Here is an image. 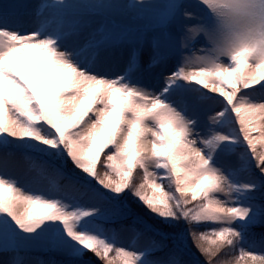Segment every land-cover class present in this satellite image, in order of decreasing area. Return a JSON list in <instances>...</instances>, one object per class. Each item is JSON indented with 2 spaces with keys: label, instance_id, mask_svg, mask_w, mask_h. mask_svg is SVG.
Masks as SVG:
<instances>
[{
  "label": "snow or ice",
  "instance_id": "snow-or-ice-1",
  "mask_svg": "<svg viewBox=\"0 0 264 264\" xmlns=\"http://www.w3.org/2000/svg\"><path fill=\"white\" fill-rule=\"evenodd\" d=\"M0 264H264V0H0Z\"/></svg>",
  "mask_w": 264,
  "mask_h": 264
},
{
  "label": "rangeland",
  "instance_id": "rangeland-1",
  "mask_svg": "<svg viewBox=\"0 0 264 264\" xmlns=\"http://www.w3.org/2000/svg\"><path fill=\"white\" fill-rule=\"evenodd\" d=\"M253 135L255 136L256 134L255 133H253ZM261 145L259 144V143H257V147H260ZM134 175H135V172H134ZM149 192H150V190H149ZM20 211L21 212H23L24 211V207L23 206H21L20 207ZM142 211L144 212V214H146V217H150V212L146 209V207H144V208H142ZM201 259H203V257H201Z\"/></svg>",
  "mask_w": 264,
  "mask_h": 264
},
{
  "label": "trees",
  "instance_id": "trees-1",
  "mask_svg": "<svg viewBox=\"0 0 264 264\" xmlns=\"http://www.w3.org/2000/svg\"><path fill=\"white\" fill-rule=\"evenodd\" d=\"M145 216H146V214H145Z\"/></svg>",
  "mask_w": 264,
  "mask_h": 264
}]
</instances>
